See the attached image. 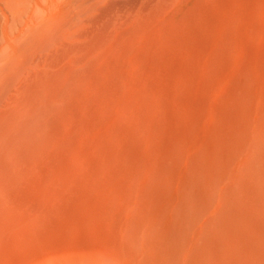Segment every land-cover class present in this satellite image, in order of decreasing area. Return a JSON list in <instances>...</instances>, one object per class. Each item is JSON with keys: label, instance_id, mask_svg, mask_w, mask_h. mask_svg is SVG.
<instances>
[{"label": "bare ground", "instance_id": "bare-ground-1", "mask_svg": "<svg viewBox=\"0 0 264 264\" xmlns=\"http://www.w3.org/2000/svg\"><path fill=\"white\" fill-rule=\"evenodd\" d=\"M0 12V264H264V0Z\"/></svg>", "mask_w": 264, "mask_h": 264}, {"label": "rangeland", "instance_id": "rangeland-1", "mask_svg": "<svg viewBox=\"0 0 264 264\" xmlns=\"http://www.w3.org/2000/svg\"><path fill=\"white\" fill-rule=\"evenodd\" d=\"M26 11L27 10H24L23 11V13L25 12V14L22 16V12L21 11H17L16 13H17V15H18V19H17V22L15 23L16 25V28H17V30L16 31H19V29H21V27H19L18 25H23V23H37L38 21L36 20L35 22H27L26 21V16L29 14V12L28 13H26ZM19 12V13H18ZM21 12V13H20ZM0 14H1V12H0ZM19 14H21V16H20V18L22 19V22L23 23H21V19L19 18ZM24 16H25V18H24ZM18 20H20V21H18ZM18 22H20V24H18ZM1 23H2V15L0 16V27H1ZM0 39H1V28H0ZM52 223H53V225H55V227L54 228H56V229H59V230H64L61 234H59V235H57V236H60V240H64V239H68V238H71L72 236H71V234L72 233H70L69 232V230H65V226H64V220L62 219V218H59V219H55L54 221L52 220L51 221ZM57 227H62V228H57ZM91 249L90 250H80V252H78V253H80V254H83V256H86V255H88V254H93L94 252H92V251H94L95 250V248L96 249H98L97 248V246L94 248V246L93 247H90ZM99 251V250H98Z\"/></svg>", "mask_w": 264, "mask_h": 264}]
</instances>
